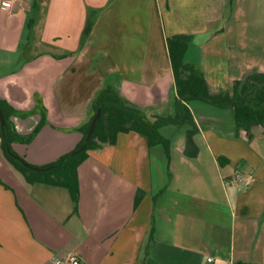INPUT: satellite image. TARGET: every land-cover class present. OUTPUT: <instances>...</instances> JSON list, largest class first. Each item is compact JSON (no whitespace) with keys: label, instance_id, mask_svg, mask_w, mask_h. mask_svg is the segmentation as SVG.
<instances>
[{"label":"crops","instance_id":"0c3cea01","mask_svg":"<svg viewBox=\"0 0 264 264\" xmlns=\"http://www.w3.org/2000/svg\"><path fill=\"white\" fill-rule=\"evenodd\" d=\"M178 34L192 36L186 60L201 58L212 93L264 74V0H17L0 10V53L20 55L0 75V100L28 112L38 98L46 109L15 153L41 167L71 152L106 86L147 113L171 114L166 38ZM199 104H190L196 158L183 154V129L160 131L169 161L120 134L78 167L76 210L67 190L28 184L0 148V264L67 254L80 264H264V142L237 140L230 111ZM12 121L27 135L40 115ZM235 175L253 182L231 185Z\"/></svg>","mask_w":264,"mask_h":264},{"label":"trees","instance_id":"16d2710c","mask_svg":"<svg viewBox=\"0 0 264 264\" xmlns=\"http://www.w3.org/2000/svg\"><path fill=\"white\" fill-rule=\"evenodd\" d=\"M191 40L192 36L188 34L166 38L176 92L171 114L160 116L147 113L121 98L111 86H106L93 97L87 122L75 130L80 134L76 147L46 166H32L13 150L15 144H30L45 124L46 109L41 100L35 98L34 107L28 112L15 110L6 101L0 100L4 121L3 128L0 127V148L5 160L28 184H43L67 190L76 210L79 199L78 167L89 157L90 152L114 146L120 134L134 133L145 140L148 148L161 147L169 161L170 141L160 131L166 127L183 129V154L188 159L196 158L198 148L194 136L198 127L190 110L193 102L230 111L237 140L249 143L258 139L264 142V74H251L242 81H234L229 90L212 93L201 58L197 64L186 60ZM97 111H100L99 118L87 140L90 123ZM34 114L40 115L36 127L27 135L18 134L13 118L25 119ZM160 193L153 198L154 201ZM139 200L137 196L135 205ZM151 237L152 234L149 241ZM149 247L150 243H147V249Z\"/></svg>","mask_w":264,"mask_h":264},{"label":"built area","instance_id":"2783aa9c","mask_svg":"<svg viewBox=\"0 0 264 264\" xmlns=\"http://www.w3.org/2000/svg\"><path fill=\"white\" fill-rule=\"evenodd\" d=\"M17 0H0V10L4 12H10ZM253 182L252 176H246L243 177L241 175H235L232 177V179L229 181L231 185H243V186H249ZM207 264L213 263V258L208 257L207 258ZM80 264L79 260L76 255L74 254H67V255H55L53 258V264Z\"/></svg>","mask_w":264,"mask_h":264},{"label":"rangeland","instance_id":"374dc122","mask_svg":"<svg viewBox=\"0 0 264 264\" xmlns=\"http://www.w3.org/2000/svg\"><path fill=\"white\" fill-rule=\"evenodd\" d=\"M26 33H27V31H26ZM19 56L20 55L7 56L5 51H2L0 53V64H2V66L0 67V75L1 76L8 74V72H12L14 65L17 64V60L19 59ZM10 74H12V73H10ZM199 105H202V104H199ZM203 105H205V107H207L213 111H221L220 109L211 107L209 105H206V104H203ZM177 130L178 129H174L173 131H177ZM180 130H182V129H180ZM176 141H180V138H178V140H176ZM182 142H183V137H182ZM174 146H176L175 143H174ZM178 146H180V145H178ZM0 186H2L4 188L3 184H0Z\"/></svg>","mask_w":264,"mask_h":264},{"label":"water","instance_id":"95a60500","mask_svg":"<svg viewBox=\"0 0 264 264\" xmlns=\"http://www.w3.org/2000/svg\"><path fill=\"white\" fill-rule=\"evenodd\" d=\"M99 115H100V111H97L96 114L94 115L91 123H90V127H89V130H88V133H87V137H86L87 140L90 138V136L92 134L94 125H95L97 119L99 118ZM3 126H4V121H3V118H2V115H1V111H0V127L3 128ZM82 149H83V147L80 150H82Z\"/></svg>","mask_w":264,"mask_h":264}]
</instances>
